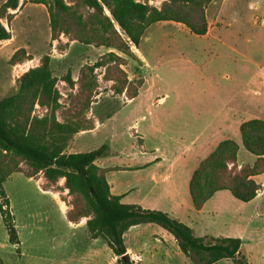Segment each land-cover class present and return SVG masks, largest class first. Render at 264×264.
Returning a JSON list of instances; mask_svg holds the SVG:
<instances>
[{
	"label": "rangeland",
	"instance_id": "obj_1",
	"mask_svg": "<svg viewBox=\"0 0 264 264\" xmlns=\"http://www.w3.org/2000/svg\"><path fill=\"white\" fill-rule=\"evenodd\" d=\"M165 1L149 0L148 4L159 8ZM3 2L0 0V6ZM9 13H14L9 22L0 20L10 33V39L0 41V99L13 94L16 79L46 55L52 75L58 79L60 103L66 107L76 93L81 69L109 52L123 58L119 68L126 78L134 86L142 82L139 97L124 106V92L114 93L110 89L113 82L102 79L105 67L96 68L97 87L85 117L93 122L94 115L100 125L76 138L69 147L87 152L104 144L107 149L103 164L126 166L127 155L139 149L135 134L145 132L143 147L158 146L169 157L155 169L137 174L111 171L106 175L109 183L112 185L116 179L122 187L133 182L176 185L178 205L172 212L189 224L196 236L239 238L240 253L247 262L264 264V196L254 204L236 200L223 191L211 199L204 212L196 214L187 191L192 168L221 140L237 143L236 164L251 165L255 159L242 146L238 127L249 119L264 118V0H211L204 10L207 31L203 36L172 21L151 24L138 48L130 45L133 57L71 41L63 35L52 40L43 4L19 0L18 8ZM20 48L31 59L10 65L9 58ZM68 72L76 81L72 89L61 81ZM44 112L36 106V114ZM177 149L186 151L183 157L170 156ZM256 180L264 181V174ZM57 184L62 185V180ZM58 185L51 190L60 195L69 210L72 197L67 190L59 192ZM3 189L20 246L8 242L0 217V264H118L104 240L87 238L85 226L68 225L51 194L34 181L13 174L3 183ZM144 236L152 257L158 261L197 264L195 258L178 254L177 246L161 254V245L154 246L149 234ZM125 241L129 244L128 237ZM217 264L233 262L224 259Z\"/></svg>",
	"mask_w": 264,
	"mask_h": 264
},
{
	"label": "trees",
	"instance_id": "obj_2",
	"mask_svg": "<svg viewBox=\"0 0 264 264\" xmlns=\"http://www.w3.org/2000/svg\"><path fill=\"white\" fill-rule=\"evenodd\" d=\"M148 1L31 0L46 7L52 40L63 35L71 41L103 46L127 57H133L130 45L138 48L145 29L157 22L172 21L184 25L196 36L206 34L204 10L211 0H166L159 8ZM18 4L19 0H4L0 20L9 22L14 15L9 11L16 10ZM8 39L10 33L0 21V41ZM30 59L20 48L11 55L9 64ZM123 63V58L109 52L105 58L81 69L74 98L62 107L56 88L58 79L52 75L50 58L45 55L37 66L16 79L17 89L13 94L0 99V217L8 242L18 244V236L3 183L11 174L21 173L26 178L41 175L43 190H51L63 180L58 185L59 192L67 190L72 197L66 219L77 223L86 218L88 237L104 240L118 264H133L126 255L123 234L141 224H155L166 230L182 254L195 258L197 264H212L222 259H231L233 264H249L240 253L239 238L196 236L189 226L165 212L125 204L120 196L112 195L105 179L106 169L94 163L105 154L106 145L87 152H64L74 134L93 128L85 111L97 87L96 68L105 67L102 79L113 82L110 89L114 93L124 92L128 98L136 96L142 82L137 81L134 86L119 68ZM61 81L69 89L76 82L69 72ZM36 106L44 109V114H36ZM238 131L242 146L255 156L254 162L237 168V143L230 139L220 141L190 177L188 192L194 210H199L218 191H228L236 200L249 202L261 189L252 177L264 172V121H244Z\"/></svg>",
	"mask_w": 264,
	"mask_h": 264
},
{
	"label": "crops",
	"instance_id": "obj_3",
	"mask_svg": "<svg viewBox=\"0 0 264 264\" xmlns=\"http://www.w3.org/2000/svg\"><path fill=\"white\" fill-rule=\"evenodd\" d=\"M142 87L143 86L138 87L137 94L133 98H128L123 93V95L125 97L123 105L125 106L127 104H133L135 102V100L139 97L140 89ZM92 119H93V128L91 130L81 131L79 133L74 134L72 136L71 140L68 142V145L66 146V148L64 150V152L66 154L79 153V150H77V148L74 147L71 149L69 147L70 144L73 143L75 141V139L78 138L79 136L94 131L100 125L98 118H96L94 115L92 116ZM140 119L142 121L143 117H141ZM252 119H260V120L264 121V118H262V117L261 118H252ZM137 120H139V118H136V121ZM134 124H135V122H134ZM134 126H136V124ZM144 133L145 132L140 131V132H137L135 134V138L137 140V143L139 144V149H138V151L134 150L127 155L128 163H129L128 165H126V166L104 165L102 161H103V158H105L104 157L105 155L97 158L94 161V163L98 167L106 169L105 179L108 183L109 191L112 195L120 196L122 203L136 204V205H139L140 207H142L144 209H151V210H158L159 209V211L163 210L162 212L167 213L173 219H176L177 221L182 222V220L180 218L174 216V213L172 212L175 209L174 208L175 205H178L175 202L176 199H175V193H174L176 185H140L139 183L133 182V184H131V185H124L122 187L121 185L117 184L116 179L113 180L114 182L112 185L109 183V181L107 179V176H106L107 173H109L111 171H115V170H117L119 172L120 171H126V172H130L133 174H137L139 172H145V170H148V169H155V166L157 164H161V162L163 160H165L166 158L169 157V153L166 152L165 150L159 148L158 146L145 149L143 147V144L145 141V134ZM218 143L208 152V154L205 157H207L216 148ZM184 152H186V151L183 149H177L170 156L171 157H180V156L183 157ZM202 160H200L197 164H195L194 168H192V170L190 172V176L187 180V191H188V183H189L190 177H191L193 171L197 168V166L199 165V163ZM237 165H238V167H240V164H237ZM13 174H21V173H13ZM13 174H11L7 179H9ZM263 174H264V172L259 174V175L252 177V179L258 185L261 186V189H259L257 191L256 196L251 200L254 202V204H255V200H257L258 198H262V196H264V181L258 182L256 180V178L258 176H262ZM26 179L34 181L36 183V185L39 186V188L44 183V179L42 178L41 175L37 176L36 178H26ZM62 182H63V180H62ZM42 191L51 194L53 204L58 206L59 211L63 214V216H65V219H66L67 206L61 200L60 195L58 193L52 191V190H42ZM64 191H66V190H64ZM221 192H223V191L215 192L212 195V197L209 198L199 210H194V208L192 206L191 199H190L191 208L196 212V214H201L209 206L208 204L211 201V199ZM188 194H189V192H188ZM189 198H190V195H189ZM259 204L263 205L262 202H260ZM161 205H165L169 209L165 210L161 207ZM9 208H10V206H9ZM263 208H264V205H263ZM209 209H210L209 213H212L213 210L210 207H209ZM189 210H190V208H189ZM261 211L262 210H260L259 215H261ZM263 211H264V209H263ZM66 221H67L68 225L76 227V226H85L86 219H81L77 223L69 222L67 219H66ZM185 225L189 226V224H185ZM205 231L207 233V230H205ZM147 234H149V236H148L149 239H152V244L154 246L156 244L161 245L160 246V250L162 252L161 254H163V252H165V250L169 249V247L176 248V246H177L176 241L174 240L172 235L169 234L166 230H164L163 228H161L158 225L141 224V225L132 226L123 234V242H124V245L126 247V255H128V257L131 260H134L133 264H179L177 262H160L156 258L152 257V252L147 248L148 245L144 239V237H145L144 235H147ZM17 236H18V232H17ZM86 236H87V238H89L87 233H86ZM205 236H207V235H205ZM127 237H128L129 244H126V241H125V239ZM199 237H202V236L199 235ZM223 237H228V236H223ZM89 239H91V238H89ZM17 245L20 246L19 236H18V244L12 245V246L16 247ZM177 248H178V246H177ZM178 250H179L178 254H180L179 252H181V251L179 248H178ZM154 253L156 254V247H154ZM222 260H224V259H222ZM219 261H221V260H219ZM219 261L214 262L212 264H217ZM180 264H191V263H180Z\"/></svg>",
	"mask_w": 264,
	"mask_h": 264
}]
</instances>
